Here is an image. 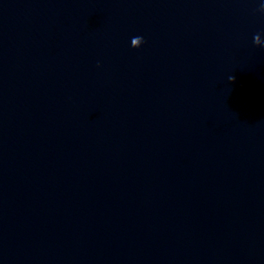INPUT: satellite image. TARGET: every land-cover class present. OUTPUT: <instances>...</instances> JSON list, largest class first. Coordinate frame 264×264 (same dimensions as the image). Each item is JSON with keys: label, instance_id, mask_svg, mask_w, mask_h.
Returning <instances> with one entry per match:
<instances>
[{"label": "water", "instance_id": "water-1", "mask_svg": "<svg viewBox=\"0 0 264 264\" xmlns=\"http://www.w3.org/2000/svg\"><path fill=\"white\" fill-rule=\"evenodd\" d=\"M258 6L0 0V264H264Z\"/></svg>", "mask_w": 264, "mask_h": 264}, {"label": "clouds", "instance_id": "clouds-1", "mask_svg": "<svg viewBox=\"0 0 264 264\" xmlns=\"http://www.w3.org/2000/svg\"><path fill=\"white\" fill-rule=\"evenodd\" d=\"M258 5L259 6L255 9L256 13L261 16H264V0H258ZM139 39H140V45L138 49H140L145 44V38L142 35L139 36ZM97 66L98 67L100 66L99 63Z\"/></svg>", "mask_w": 264, "mask_h": 264}]
</instances>
